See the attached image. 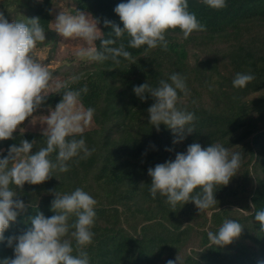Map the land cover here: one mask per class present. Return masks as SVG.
Returning a JSON list of instances; mask_svg holds the SVG:
<instances>
[{"label":"trees","instance_id":"1","mask_svg":"<svg viewBox=\"0 0 264 264\" xmlns=\"http://www.w3.org/2000/svg\"><path fill=\"white\" fill-rule=\"evenodd\" d=\"M77 1L80 7L90 11L98 21L102 31L101 38L112 41L106 47L119 49L123 45L124 50L131 53L132 59L122 55L113 59L112 53L105 52L109 59L94 62L95 71L78 75L80 79L75 83L67 81L72 90L83 89L85 85L88 88L87 93H81L80 100L85 108L95 109L93 120L97 126L86 129L82 138L90 150H95L87 158H81L84 155L81 152L70 160L68 172L56 171L43 183H25L23 189L17 188L19 198L26 205L32 206L20 212L16 221L11 222L5 231V240L0 241V259L14 257L13 248L7 246V238L30 227L32 216L39 212L46 217L55 214L51 210L55 191L70 193L76 188H82L98 202L95 208L97 219L93 228L94 242L86 248L90 264H166L169 259L175 261L178 255L181 264H264V230H261L256 219L254 225L258 237L252 238L254 241L261 238L259 252L254 250L252 243L246 242L242 233L225 246L211 243L200 252L192 249L190 253L183 251L187 239L194 231L202 234L201 245L209 243V229L204 227L209 220L206 216L203 218L205 214L192 201L177 203L173 208L166 202L165 196L157 193L153 198L149 191L151 177L148 175L149 168L174 160L177 153H186L187 147L192 143L207 147L217 140L226 142L229 139V144L240 142L244 152L238 149L235 152L241 155L246 153L247 157L245 161H241L244 166L242 174L237 173L226 186H217L214 193L216 205L209 209L235 204L249 207L248 198L251 197L254 207L252 216L255 218L256 212L264 210V56L255 58L254 54L247 52L243 42L241 44L235 41L231 44L230 62L238 70L237 73L252 74L255 79L245 87H232L234 92H230L226 89V84L216 76L213 68L208 67V59H198L194 66L186 63L188 52L185 42L172 40V32H181L179 28L169 30L166 34V53L160 47L152 51H147L146 45L131 48L127 33L117 37L112 28L105 24V21H109L123 28V23L114 9L117 4L127 0ZM29 9L33 11L35 18L40 19L39 23L45 31L52 32L49 23L50 3L39 1L29 5ZM189 10L195 12L200 22L206 25V31H202L201 36L214 41L217 37L220 39L235 35L241 23L263 20L264 0H227V7L221 10L209 8L201 0H189ZM31 18L27 13L21 20L26 22ZM100 43L99 39L95 41V47L99 51H105ZM169 53L176 55L177 59L172 61L166 55ZM162 57L174 63L170 66L166 60L163 68L160 63ZM176 72L186 78L188 89L187 95L179 93L181 103L178 107L194 113L196 119L189 125L194 130L191 133L186 131L182 141L173 143L177 137L171 129L161 124L157 130L150 123L147 110L155 102L154 98L145 92L146 99L141 100L133 89L143 83L158 87L160 80L171 82L169 77ZM194 84L207 86L210 89V98L214 102L219 98L217 106H207L204 102H199L201 92ZM212 84L215 86H211ZM190 88H193L192 92ZM259 90L263 91L247 104L244 100L246 95L250 91ZM63 91L61 89L60 92L49 93L42 106L55 107L62 99ZM229 94L237 96L234 100L221 104L223 97ZM253 103L257 104V108L253 107ZM256 109L259 115H254V111L257 113ZM42 133L16 131L13 138L0 140V149L4 148L0 152V158L6 157L10 146H19L23 139L35 140L33 152L45 147L46 137ZM80 138L76 136V139ZM255 156L258 157L256 161ZM55 157L56 153H53L51 158L55 160ZM200 191L197 188L193 195ZM156 207L165 223H159L158 220L144 224L139 234H132L122 226V222L130 217L126 215L122 219L124 213L131 212L135 218L143 213L144 216L139 221L141 223L156 215L153 212ZM223 208L212 214V232L218 231L225 219H234L228 216V209ZM197 215H203L199 216L202 220L193 225L185 219L188 216L194 220L198 218ZM249 218L242 217L238 222L242 225ZM74 220L75 216L69 223ZM185 225L187 226L183 227ZM136 227L137 224L134 230ZM163 229L168 231L166 235L162 234Z\"/></svg>","mask_w":264,"mask_h":264},{"label":"clouds","instance_id":"2","mask_svg":"<svg viewBox=\"0 0 264 264\" xmlns=\"http://www.w3.org/2000/svg\"><path fill=\"white\" fill-rule=\"evenodd\" d=\"M201 2L215 10L227 7V0ZM114 11L123 28L109 21L105 24L117 37L127 33L131 48L146 45L147 49L160 47L167 51L169 30L179 28L184 38L194 31H206V25L189 10V0H127L117 4ZM39 21V18H31L26 22H9L0 12V140L13 138V133L26 119L33 117L49 93L64 89L62 99L55 108H49L44 121L47 126L42 134L46 137V146L33 152L35 140L23 139L19 146H10L6 157L0 158V241L5 240V231L19 213L32 206L19 198L17 188L23 189L25 183H43L56 171L68 172L70 160L81 152L84 154L81 158H87L95 150H90L82 138L95 113L94 108H85L80 100L81 93H87L88 88L85 85L80 90L70 89L67 82L55 80L53 71L36 58L37 44L46 41L45 29ZM54 24V30L64 38L81 42L74 53L79 60L103 62L109 59L105 52L112 53L113 59L120 55L132 59L123 45L119 49L107 48L112 41L101 38L98 21L84 12L61 11ZM98 39L105 51L94 46ZM79 79L73 76L71 82ZM254 79L252 74L237 73L232 83L242 88ZM169 80L171 82L160 80L158 87L143 83L134 86L133 91L141 100L146 99L145 92L150 93L155 100L147 110L150 123L157 130L161 124L166 125L177 137L173 143H178L184 139L186 131L194 130L189 125L196 117L178 107L181 103L179 93L188 94L186 78L176 72ZM76 136L81 138L76 139ZM53 153H56L55 160L51 158ZM241 161L239 152H230L219 142L207 147L192 143L186 153H177L174 160L148 169L150 194L153 198L157 193L165 196L173 208L177 203L192 201L201 211L207 210L216 205L217 186L229 184L238 173ZM197 188L201 191L193 195ZM53 194L51 210L55 214L46 217L39 212L30 218V227L8 237L7 246L13 248L14 257L0 259V264H90L86 248L94 242L97 200L82 188ZM73 216L75 220L69 223ZM255 219L264 230V210L256 212ZM243 228L237 220L225 219L218 231H210L207 235L212 244L225 246L238 238ZM177 262L181 264L179 255L175 261L167 260L166 264Z\"/></svg>","mask_w":264,"mask_h":264},{"label":"rangeland","instance_id":"3","mask_svg":"<svg viewBox=\"0 0 264 264\" xmlns=\"http://www.w3.org/2000/svg\"><path fill=\"white\" fill-rule=\"evenodd\" d=\"M39 1H42L43 3H50V27L51 31L48 33L45 31L46 41L43 43H38L34 52V55L37 59L42 60L43 63H45L50 70L53 71L54 79L58 80L61 83H65L67 81H70L73 76H78L81 74H86L88 72L95 71L94 62L93 61H86V60H79L75 56V51L77 48L80 47L81 42L79 40H72V39H66L63 36H61L59 33H57L55 29V20L58 14L61 11L70 12L72 14H76L77 10L84 12L86 15L91 16L93 15L90 13V11L83 9L80 7L77 0H0V12H2L6 19H8L9 22L17 21L23 19L25 14H29L32 18H35V15L33 14V11L29 9V5H33L35 3H38ZM95 19V18H94ZM97 27L101 30V27L99 23L97 24ZM240 29L235 33V35H228L225 37H222L220 39L215 38L214 41L210 40L208 37L203 38L201 36L202 31H194L191 35H189L187 38H184L183 34L181 32H172L174 34L172 40L178 41V42H185L186 49H187V57H186V63H189V66H194L196 61L199 59H208L209 60V66L210 68H213V71H215L216 76L219 77L220 81L224 82L225 87L230 92H234L232 86L233 79L235 78L238 70L234 68V64H231L230 62V50H231V44L235 43H241L245 44V48H247V52L254 54L255 58H258L259 56H264V19L262 20H251L248 23H241L239 24ZM102 35V32L100 33ZM95 46V42H94ZM158 48V47H157ZM153 49H147V51H152ZM146 51V52H147ZM166 53V51H165ZM164 55V54H163ZM162 55V56H163ZM168 57L172 58L173 61L177 59L176 55L172 54H166ZM167 58H161L160 63L162 67L164 68V63L166 62ZM170 59L167 61L169 62L170 66L174 62H170ZM168 64V63H167ZM166 64V66H167ZM166 69V68H165ZM164 69V71H165ZM165 72L168 73L166 70ZM194 82V81H192ZM193 85V84H192ZM191 85V86H192ZM189 86V87H191ZM195 88L201 92L199 95L201 98L198 97L199 102H204L207 106H217V102L219 101L214 100L210 98V89L205 85H195ZM197 86V87H196ZM211 86H215V84H212ZM188 87V88H189ZM235 88V87H234ZM193 88H190L192 92ZM264 90V89H263ZM263 90L259 91H250L248 95L245 97V102L249 104V101L255 99L257 96L261 94ZM53 90L52 92H54ZM261 91V92H260ZM237 95H226L223 97L221 104L225 102H229L230 100H234V98ZM251 104V103H250ZM253 107L257 108V104L253 103ZM49 108L46 106H41L37 111L33 114V117H29L28 119L23 122L22 125H20L17 128V132H23V131H35V132H43V130L46 128V123H44L46 116L49 114ZM55 108V107H51ZM257 113L254 111V115H259L258 109ZM261 122H259V125ZM97 124L92 120L89 127L86 129L95 128ZM21 128V130H20ZM85 129V130H86ZM15 131V132H16ZM217 142H220L223 144L226 148L229 149L230 152H235L236 149L240 150L241 152H244L243 144L240 142H232V144H229L230 140H217ZM216 142V143H217ZM226 144V145H225ZM4 151V148L0 149V152ZM246 153L241 155L242 160L245 161L247 157L245 156ZM258 160V157L255 156L254 161ZM244 166L241 164L238 174L241 175L243 171ZM242 170V171H241ZM251 197L248 198L249 200V207H245V205L235 204L233 206L229 207H218L215 209H207L201 211V213L205 214L203 215H197L196 219L185 217V219L190 222L189 224L193 225L195 222H199L202 219L199 218L205 216L208 218V222L204 227H207L209 229V232L211 231L210 226H212V223L210 221L212 214L216 211L222 209H228V216L234 218L235 220L239 221L242 219V217H250L248 222H243L242 226L244 227L242 230V234L245 235V240L247 243H252L254 250L258 251L260 250L261 245V238L254 239L252 236L258 237V231L257 228L254 225L255 218L252 216L254 212V207L251 204ZM155 216L150 218V220L139 222L141 218L144 216L143 213L140 215L133 217L135 215H132L128 212L124 213L122 216L125 217L126 215H130L128 219H126L124 222H122V226L125 227L130 233L132 234H139L140 230L142 229V225L147 223H152L154 221H158L159 223H165L166 221L161 218V213L158 212L157 207L154 208ZM158 212V213H157ZM137 224V231L134 230L135 225ZM187 225L183 226L186 227ZM248 226V227H246ZM202 226H199L201 228ZM212 232V231H211ZM168 231L166 229H163L162 234L166 235ZM202 234L199 231H194V234L187 239L184 250H187L188 253H190V250H195L196 252H200L203 250L206 246L211 245V242L207 243V245L203 246L201 245L202 240Z\"/></svg>","mask_w":264,"mask_h":264}]
</instances>
